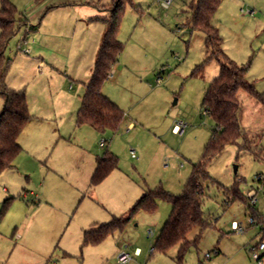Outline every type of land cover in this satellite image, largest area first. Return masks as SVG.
I'll use <instances>...</instances> for the list:
<instances>
[{
    "label": "rangeland",
    "instance_id": "obj_1",
    "mask_svg": "<svg viewBox=\"0 0 264 264\" xmlns=\"http://www.w3.org/2000/svg\"><path fill=\"white\" fill-rule=\"evenodd\" d=\"M10 1L17 7V19L24 22L26 11L37 0ZM116 1L54 4L44 14L40 31L38 24L37 29L21 24L8 44L5 55L11 64L7 75L26 90L33 121L20 136L23 150L16 168L0 179L1 189L7 184L17 189L13 197L0 189V264H121V252L131 255L127 264H259L252 254L253 248L264 243V106L245 91L239 93L245 137L228 144L208 163L209 178L202 182L203 210L212 225L202 231L182 262L180 245L166 253L154 249L173 208L161 199L155 212L139 210L123 229L101 243H85L86 230L128 217L143 193L161 188L181 194L216 129L205 111L204 97L220 75L221 64L217 58L209 59L212 52L206 35L191 24L197 0H171L168 8L163 0H123L118 39L124 51L116 64L119 80L108 79L105 85L112 100L135 104L136 116L126 113L116 131L102 134L108 141L103 150L98 142L95 147L82 127L78 131L81 141H75V152L86 149L95 157L109 153L117 158L118 167L91 187L86 166L60 164L57 156L66 146L60 137L73 136L80 105L64 91L79 93L81 83L75 74L84 72L79 73L89 65L95 43L103 38L105 25L98 16L110 13L99 11ZM211 22L223 38L225 54L239 66L248 65V81L264 93V0H222ZM34 44L37 51L45 44L57 47L59 61L53 63L60 77L53 81L44 77L45 63L31 47ZM78 47L85 60L76 55ZM28 75L34 80L29 83V95L24 83ZM2 103L0 97V110ZM53 111L63 115L62 122L52 118ZM131 121L136 127L128 129ZM181 121L187 128L177 134L173 127ZM46 147L49 152L44 151ZM54 148L57 152H52ZM52 153L54 162L50 163ZM43 181L50 202L30 194L31 190L41 194ZM233 187L244 199L227 193ZM252 190L256 191L254 204L248 197ZM234 222L243 223L246 232H234ZM200 232L195 228L188 238L194 240ZM137 249L140 256L134 255ZM261 255L264 264V251Z\"/></svg>",
    "mask_w": 264,
    "mask_h": 264
},
{
    "label": "trees",
    "instance_id": "obj_2",
    "mask_svg": "<svg viewBox=\"0 0 264 264\" xmlns=\"http://www.w3.org/2000/svg\"><path fill=\"white\" fill-rule=\"evenodd\" d=\"M221 3L222 0H197L191 19L193 29L206 35V45L212 52L209 59L217 58L221 64L220 75L212 81L204 97L205 111L214 119L216 129L205 147L202 161L194 165L192 175L181 194L174 195L161 188L143 193L131 208L128 217L114 218L109 223L86 230V244H99L116 230L123 229L131 216L139 210L155 212L159 199L170 202L173 208L154 249L166 253L171 247L180 245L179 260L182 262L185 252L200 240L202 231L212 225L203 210L202 182L209 178L208 163L228 144H234L245 137L241 125L239 93L247 92L264 106V93L258 92L254 84L248 81V65H237L222 49L223 38L219 29L211 22ZM109 9L110 16L102 19L105 24L104 35L77 115V124H88L99 131H116L124 118L123 110L102 93L103 85L124 51V44L118 39L125 11L124 1L117 0ZM22 22L17 19L15 4L10 0H3L0 7V97L4 100L0 114V175L15 167V161L23 150L19 137L32 118L25 91L10 88L6 80L11 59H7L5 53ZM117 167L118 160L115 156L107 153L100 157L90 186L100 184ZM226 191L244 199L236 187ZM195 228H200L201 232L194 240H190L188 237Z\"/></svg>",
    "mask_w": 264,
    "mask_h": 264
},
{
    "label": "crops",
    "instance_id": "obj_3",
    "mask_svg": "<svg viewBox=\"0 0 264 264\" xmlns=\"http://www.w3.org/2000/svg\"><path fill=\"white\" fill-rule=\"evenodd\" d=\"M66 0H40V1H36L35 2V4L32 6V7H30L27 11H26V15L23 17V20H24V22H22V25H26L27 27H30V29H31V27L32 28H36V24H38V25H40V28H39V31H40V29H42V24H43V18L45 17V13L46 12H48V11H50L52 8H54L55 7V5L54 4H59V3H62V2H65ZM73 4H75V3H73ZM110 8V7H109ZM105 9V10H103V11H99V12H104V11H110V9ZM50 9V10H49ZM243 10V9H242ZM254 11L253 10H251L250 11V13L252 14ZM105 17H102V16H98V18L99 19H106V18H108L109 16H110V13H109V15L108 16H106V15H104ZM19 20H22V18H20ZM105 25V24H104ZM37 29V28H36ZM35 29V30H36ZM104 31H105V27H104V30H102V32L104 33ZM103 33H99L100 34V36H101V38H102V34ZM100 42H102V40L100 41ZM28 44H29V42H28ZM84 44H86L87 45V43L84 41ZM99 44H101V43H99V41H97V43H95V49H94V51H93V54H92V59L91 60H89V65H87V67L86 66H84V68H82L81 70H80V72L79 73H81V71H84L83 73H81V74H79L80 76H76V74H75V80L76 81H80V86H79V88L77 89V92H79V93H75L74 95L73 94H71L70 92H66V91H64L65 93H66V95H67V97H71V98H74L75 100L76 99H78V101L80 102V105H78V107L76 108V113H75V116H76V131H75V129H74V133H73V136L71 137V139H65V137H63V136H61L60 137V142H64V143H66V146H62V148H61V150H60V152L58 153V156H57V158H59L60 160H61V162H60V164L61 165H64L65 167H67V163H68V165L70 166L71 165V167L72 168H75V166H81V165H83L84 167L86 166V171H85V174H87L86 176H88V178H89V180H91V177H92V175H93V173H94V171H95V169H96V167H97V161H98V159L100 158L99 156H97V157H95L93 154H91V153H89V152H87L86 151V149H82L80 152H75V147H77V145L75 144V141H81V136L82 135H80L79 133H78V131H79V129L82 127L83 129H84V131L85 132H87V134L88 135H91V138L93 139V142L95 143V147H96V145H97V142H98V147H100L101 148V150H103L106 146H107V144H108V141L106 140V139H104L103 137H102V134H104V133H106L107 131H109V130H106V131H99V130H97V129H95V128H93L92 126H90V125H88V124H82V125H79V124H77V115H78V111H79V109H80V106H81V101H82V97H83V95L85 94V92H86V89H87V85H88V82L90 81V79H91V76H92V73H93V69H94V65H95V61H96V57H97V52H96V50H98L99 49V47H100V45ZM49 45V44H48ZM48 45H44V46H42V49H39L38 51L35 49V44L32 46L31 45V47L32 48H34L35 49V51H36V54H38V59L40 60V62H42V64L43 63H45V74H44V77L46 78H50V80L51 81H53V79L56 77H60V74H58L59 73V71H60V69H58V67H56L55 65H54V63L53 62H57V61H59V59H58V57H56V54H57V51H56V48L57 47H50V45H49V48H48ZM80 45H81V42H80ZM30 46L29 47H25L26 48V50H25V52H27V53H29L30 52V48H31ZM98 48V49H97ZM54 50V51H53ZM84 52H83V49L82 48H80V47H78L77 49H76V55L79 57V59L80 60H82V59H84V58H82L81 56H82V54H83ZM121 57V56H120ZM35 60V59H34ZM85 60V59H84ZM33 62V61H32ZM117 67H118V65L117 66H115L114 68H113V70H112V72H111V75H110V77H109V80H111V81H115V82H117L118 80H119V77H118V70H117ZM36 72V71H35ZM55 78V79H56ZM33 78H32V76L31 75H28V76H26V80L24 81V83L26 84V89L28 90V95H29V92H30V89H29V83L31 82V81H34V80H32ZM7 84H8V86L10 87V88H13V89H15V88H18L17 87V85H16V83H13L14 81H13V78L10 76V74L9 75H7ZM110 82V81H109ZM24 83H21V84H24ZM106 84V83H105ZM103 85V87H102V93L105 95V96H107L109 99H111L109 96H111V93H110V91H109V89L108 88H106V85ZM21 86L22 85H20V88H21ZM16 90H21V89H16ZM61 90V89H60ZM108 92V93H107ZM25 93H26V90H25ZM26 97H27V93H26ZM112 100V99H111ZM122 99H120V100H118V99H113L112 101L113 102H115L122 110H123V112H124V115H126V113H131V114H133V110H135V108H136V106H135V104H130V105H123L120 101H121ZM27 103H28V98H27ZM1 106V105H0ZM3 107H4V100H3V103H2V109L0 110V114H1V112H2V110H3ZM28 107H29V105H28ZM127 109L128 111H125L124 109ZM30 109V108H29ZM134 115V114H133ZM58 116H60V117H58ZM63 115H61V114H58V112H56V111H53V113H52V118H55L57 121H60V122H62L63 121V119H64V117H62ZM134 116H136V115H134ZM60 118V119H59ZM75 119V118H74ZM46 120V119H45ZM33 121V118H31V120H30V122L28 123V125L31 123ZM136 124H135V122L134 121H131L129 124H128V129H132V128H135L136 126H135ZM177 125V124H176ZM176 125H174V127H173V131H174V128H175V126ZM87 127V128H86ZM89 127V128H88ZM90 129H92V130H90ZM175 132V131H174ZM22 135V134H21ZM20 135V136H21ZM20 138L21 137H19V144L21 145V147H22V144H21V142H20ZM104 141V145L103 146H101V143ZM59 142V143H60ZM61 143V144H64V143ZM65 145V144H64ZM97 147V148H98ZM23 149V148H22ZM99 149V148H98ZM44 151L45 152H49V148L48 147H46L45 149H44ZM83 151V152H82ZM52 152H57V151H55V148L52 150ZM107 154V153H106ZM49 158H48V160L49 159H51L52 160V162H51V160H50V163H53L54 162V153H52V155H49L48 156ZM18 158V157H17ZM75 158L76 159H78V161H75ZM16 161H17V159H16ZM16 161H15V164H16ZM76 164V165H75ZM16 168V165H15V167L14 168H10V169H7V170H5L1 175H0V179L2 178V177H6V173H7V171H10V170H14ZM113 172V171H112ZM8 175V174H7ZM5 182V181H4ZM3 182V183H4ZM44 187H45V181H43V183L41 184V188H40V190H42L41 191V194L38 192H34L33 190H31L30 191V194H33L35 197L36 196H42L43 197V199L44 200H47L48 202H50L49 201V199L48 198H46V195H45V193H44ZM1 189V188H0ZM2 190V192L4 193V195H6V196H11V197H13V195L12 194H14L15 192H17L16 190V187H11V185L10 184H7V186H5V187H3V189H1ZM26 192H28V191H26ZM26 196H28V194H24V197H26ZM9 198V197H8ZM134 255L135 256H140V255H136L135 254V252H134ZM119 260V259H118ZM120 262V261H119ZM128 263V262H127ZM127 263H125V264H127ZM122 264V263H121Z\"/></svg>",
    "mask_w": 264,
    "mask_h": 264
},
{
    "label": "built area",
    "instance_id": "obj_4",
    "mask_svg": "<svg viewBox=\"0 0 264 264\" xmlns=\"http://www.w3.org/2000/svg\"><path fill=\"white\" fill-rule=\"evenodd\" d=\"M171 3V0H163L162 1V5L165 7V8H168L169 5ZM187 128V124L184 123V122H179L175 128H174V131L177 133V134H183L185 129ZM104 145V141L101 143V146ZM134 152V151H133ZM133 156H135V154L133 153ZM255 196H256V191L255 190H252L248 193V197L250 199V202L252 204L255 203ZM255 222L254 218H251V224H253ZM232 229L234 232L236 233H244L246 232V228L244 226L243 223H238V222H234L233 225H232ZM153 251V250H152ZM264 251V243H260L258 246H256L255 248H253V258L254 260H256L259 264H263L262 262V257L263 255H261V252ZM135 254L136 255H139L140 254V249H137L135 251ZM120 263L122 264H125L127 262H129L132 257L129 253H125V252H121L119 254V257H118Z\"/></svg>",
    "mask_w": 264,
    "mask_h": 264
},
{
    "label": "water",
    "instance_id": "obj_5",
    "mask_svg": "<svg viewBox=\"0 0 264 264\" xmlns=\"http://www.w3.org/2000/svg\"><path fill=\"white\" fill-rule=\"evenodd\" d=\"M235 171H237V167L235 168Z\"/></svg>",
    "mask_w": 264,
    "mask_h": 264
}]
</instances>
